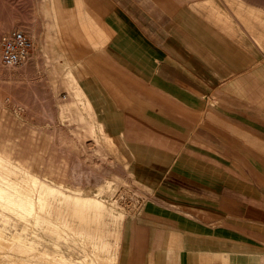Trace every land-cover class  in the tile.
<instances>
[{
    "label": "crops",
    "instance_id": "obj_1",
    "mask_svg": "<svg viewBox=\"0 0 264 264\" xmlns=\"http://www.w3.org/2000/svg\"><path fill=\"white\" fill-rule=\"evenodd\" d=\"M37 11L75 65L72 101L123 142L150 195L130 220L106 196L116 264H264L259 34L214 0H42Z\"/></svg>",
    "mask_w": 264,
    "mask_h": 264
},
{
    "label": "rangeland",
    "instance_id": "obj_2",
    "mask_svg": "<svg viewBox=\"0 0 264 264\" xmlns=\"http://www.w3.org/2000/svg\"><path fill=\"white\" fill-rule=\"evenodd\" d=\"M41 2L42 0H0V42L2 37L16 29L24 30L33 41L35 40L33 54L29 59L14 67L3 66L0 49V150L10 153L14 163L23 166L26 164L31 175L21 177H28L32 180L38 176L52 184L63 183V185L80 188L81 192L83 191L81 194L88 191L89 193L97 192L99 186L105 184L101 182L107 179L106 177L112 180L127 181L125 184L112 182V187L108 191L98 193L96 196L103 198L108 205L109 200L106 196L116 195L117 198H115L129 212L130 220L150 195H146V186L135 180L138 177L133 174L129 166V152L124 150L123 142L109 135L99 136L96 133L95 120H91L85 109L87 105L84 107L81 99L79 102L72 101V96L77 99L80 96L77 91L70 89L66 76L69 70L73 72L75 65L61 53L56 40L52 39L51 31L55 25L43 23L44 15L37 11ZM214 2L220 7L224 5L232 10L245 27L250 25L259 34L260 44L264 47V0H214ZM258 12H261L263 24L256 20L257 17L254 18ZM246 15L247 19H245ZM45 26L47 32H44ZM244 142L250 143V138L248 140L244 138ZM260 155V159L264 160V153L261 152ZM261 170L264 171L263 168ZM13 177L17 178L16 175ZM29 183L31 186L32 182L29 181ZM30 193L38 195L31 191ZM58 203L59 201L56 204ZM61 204L62 210L65 209L62 217L64 226L62 223L60 227L61 236L58 237L57 234L52 233L47 223L36 224L32 215L28 216V222L13 215L16 223L13 224L14 226H9V230L5 231L6 235L10 238L14 237L13 235L18 233L17 230L21 232L25 228L30 238L35 241V248L39 250L28 248L13 238V248L5 253L10 252L16 260L29 258L33 263L43 261L42 263L45 264H54L59 262V260L52 263L44 262L45 260L39 257V253L36 254V252L47 249L52 254L63 253L71 261L67 264H91V261L94 264H116L118 232L117 216L115 217L113 209H110L111 215L114 216L112 219L108 213L101 215V218L97 220L101 223H96V220L93 222L92 228H95L96 234L94 239H83L75 230L83 222L81 223L80 219L73 215L72 209L65 201ZM86 224L85 222L83 226ZM102 230L105 231L102 232ZM128 233L129 226L123 233L126 245ZM37 234H41V237ZM103 242L109 245L107 244L106 247ZM55 244H58L59 248ZM23 249L25 253L21 252ZM26 251L29 252L28 255ZM29 254L34 257H30ZM53 258L56 259V256ZM124 264H127L125 259Z\"/></svg>",
    "mask_w": 264,
    "mask_h": 264
},
{
    "label": "bare ground",
    "instance_id": "obj_3",
    "mask_svg": "<svg viewBox=\"0 0 264 264\" xmlns=\"http://www.w3.org/2000/svg\"><path fill=\"white\" fill-rule=\"evenodd\" d=\"M94 127L95 126L93 125L92 128L94 129ZM93 132L95 133V131H93ZM27 168L28 167L26 166V164H25V166H23L21 164L14 163L12 155H10V153H6V152L0 150V264H45V263H42L43 261H40V260H37V261H40V263H37V262L33 263V261H31L29 258L19 259L17 257L18 259L16 260V257L14 256L15 257V259H14L10 252L5 253V252L10 251L13 248V245H12V239L13 238L15 240H17L18 242H20L21 244L27 246L28 248H33L35 250L37 249V248H35L36 244L34 245L35 241H33L30 238V236L28 235V231L26 232L25 228H23L21 232L17 230L18 233L13 235L14 237L10 238L6 235L5 231L9 230V226H12L14 223H16V220L14 219L13 215H17L18 217L25 220L26 222L29 221L28 216L32 215L34 217L36 224L47 223L48 229L52 233L57 234L59 237V236H61L60 235V227L63 223L62 217L64 216L63 211L65 210V209L62 210L63 206H61L62 205L61 203H62V201H65L66 204L72 209L73 215H75V217L77 216L76 218H79L81 223L83 222V224H84L86 222L88 224V225L86 224V226L85 225L83 226V224H81L75 230H77L79 232V235L82 236L83 239H94L96 234H95V228H92V224H94L93 222H95V220H96V223H97L98 222L97 220H99V218H101L100 217L101 215L103 216L105 214L110 213L111 207L109 208L107 203L102 198H99L96 195H98V193L102 194L103 191H108L112 187L111 179H110V181L107 180L105 184L100 185L99 186L100 188L98 189L97 192H95V195H91V194L82 195L81 193L83 191L81 192L80 188L78 189L76 187H70L68 185H63V183H60V185L58 183H57L58 185L52 184V183L46 181L45 179L39 178L38 176L37 177L35 176L34 179H32V180H29L28 177L27 178L21 177L22 175H26V176L31 175V174H29V171H28L29 168L28 169ZM13 175H16L17 178H14ZM29 181L32 182L31 186L29 185L30 184ZM30 191L34 192L38 195H31ZM40 194H42V195H40ZM46 194H49V195H46ZM54 200H58L59 203L56 204L58 201L55 202ZM64 206H66V205H64ZM69 207H67V208H69ZM64 214H65V212H64ZM110 215H111V213H110ZM122 215L123 214H121V216ZM71 216H72V214H71ZM112 217H114V216L111 215V219H112ZM70 219L73 220V218H70ZM118 219H117V221H118ZM67 221H68V219H67ZM67 221H66V223L70 222V221H68V222ZM76 221H77V219H76ZM64 222H65V220H64ZM99 222L101 223V221H99ZM106 222H107V220H106ZM43 226H45V225H43ZM63 226H64V223H63ZM100 226H98V227H100ZM98 230H100V229H98ZM104 231L102 230V232H104ZM102 232H99V233H102ZM31 235H33V234H31ZM40 235L37 234V236L41 237ZM99 235L100 234H98V236ZM34 236H36V234ZM62 237H64V236H62ZM73 237H74V234H73ZM102 237H104V236H102ZM68 238L69 237H67V239ZM104 238H106V237H104ZM97 241H98V239H97ZM41 243H43V242H41ZM28 244H31V245H28ZM107 244H108L107 242L104 243V246L106 245V247H107ZM38 245H40V244H38ZM38 245H37V247H39ZM96 245H98V244H96ZM100 245H102V244H100ZM16 246H17V244H16ZM18 246H20V245H18ZM55 246L57 248H59L58 244H55ZM94 246H95V244H94ZM20 247H18V248H20ZM87 247H88V245H87ZM96 248H98V247H96ZM37 250H39V249H37ZM13 252H15V251H13ZM21 252L25 253L24 249L21 250ZM26 253H27V251H26ZM28 253H27V255H28ZM37 253H39L40 258L45 260L44 262L49 261V263L50 262L52 263L55 260H59V262H56L54 264H62L64 262L67 264L68 262H71L70 259L68 257H66L63 253L52 254L47 249H43L40 252H36V254ZM32 254L34 255L33 252H32ZM29 256H30V254H29ZM32 256H30V257H32ZM34 256L36 257V255H34ZM55 256H56V259L53 258ZM39 257H38V259H39ZM26 260H28V261H26ZM84 260H86V259H84ZM101 261H100V263H101ZM88 262H89V260H88ZM70 264H72V263H70ZM91 264H94V263L91 261Z\"/></svg>",
    "mask_w": 264,
    "mask_h": 264
},
{
    "label": "built area",
    "instance_id": "obj_4",
    "mask_svg": "<svg viewBox=\"0 0 264 264\" xmlns=\"http://www.w3.org/2000/svg\"><path fill=\"white\" fill-rule=\"evenodd\" d=\"M34 48L33 39L22 29H16L2 37L0 42L1 62L5 67H14L26 61Z\"/></svg>",
    "mask_w": 264,
    "mask_h": 264
}]
</instances>
